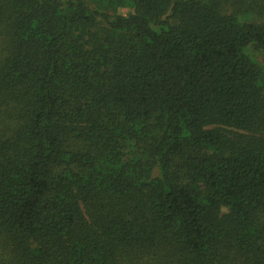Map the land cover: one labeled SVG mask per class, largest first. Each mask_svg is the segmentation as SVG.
Returning a JSON list of instances; mask_svg holds the SVG:
<instances>
[{
    "label": "trees",
    "instance_id": "trees-1",
    "mask_svg": "<svg viewBox=\"0 0 264 264\" xmlns=\"http://www.w3.org/2000/svg\"><path fill=\"white\" fill-rule=\"evenodd\" d=\"M0 264H264V0H0Z\"/></svg>",
    "mask_w": 264,
    "mask_h": 264
},
{
    "label": "rangeland",
    "instance_id": "rangeland-1",
    "mask_svg": "<svg viewBox=\"0 0 264 264\" xmlns=\"http://www.w3.org/2000/svg\"><path fill=\"white\" fill-rule=\"evenodd\" d=\"M120 13L126 14V11H122V12H120Z\"/></svg>",
    "mask_w": 264,
    "mask_h": 264
}]
</instances>
